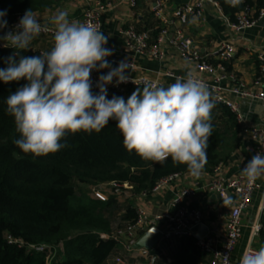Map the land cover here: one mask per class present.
Instances as JSON below:
<instances>
[{
    "label": "trees",
    "instance_id": "16d2710c",
    "mask_svg": "<svg viewBox=\"0 0 264 264\" xmlns=\"http://www.w3.org/2000/svg\"><path fill=\"white\" fill-rule=\"evenodd\" d=\"M215 1L231 21L235 20L238 6ZM61 2L0 0V10L7 9L8 22V27L0 29V37L27 9L43 12ZM243 4L256 16L264 0H244ZM148 29L154 42L159 30ZM13 52L0 45V68L7 66L6 58ZM41 52L30 46L20 55ZM24 83L23 78L0 82V264H103L120 243L116 232L126 230L136 219L134 199L150 193L164 177L190 173L187 165L173 163L170 157L160 164L143 159L127 149L121 131L111 120L98 133H66L61 142L66 141L67 146L55 153H24L14 143L19 133L5 104L7 95ZM137 88L129 86L123 93L111 91L107 98L117 95L127 99ZM215 104L203 170L206 174L227 161L242 142L234 112L224 104ZM107 183L120 184L124 189L117 194L111 192L104 200L89 196L94 187ZM126 190L129 196L122 198ZM31 246L48 247L53 256L48 257L47 249L39 252ZM152 251L158 254V248ZM166 258L173 264H209L211 253L201 250L194 238L188 237L180 239L168 257L158 255L157 259L163 262ZM160 261L157 264H162Z\"/></svg>",
    "mask_w": 264,
    "mask_h": 264
},
{
    "label": "clouds",
    "instance_id": "9594fccd",
    "mask_svg": "<svg viewBox=\"0 0 264 264\" xmlns=\"http://www.w3.org/2000/svg\"><path fill=\"white\" fill-rule=\"evenodd\" d=\"M225 2L236 7L244 0ZM6 15L7 9L0 10V29L8 27ZM50 23L55 25L53 46L39 55H20L48 30L30 8L15 31L0 37L7 38L5 46L14 50L6 58L7 66L0 68V82L26 81L5 98L6 112L19 133L15 145L26 154L55 153L67 146L61 142L66 133H98L111 120L128 150L159 164L170 157L173 163L186 164L193 177H200L216 106L208 84L189 73L167 87L149 85L137 88L127 99L117 95L109 99L108 85L130 80L129 62L123 59L113 67L106 59L114 54L105 46L109 37L96 26L70 20L67 10L58 11ZM100 69L108 71L99 76V91L94 93L90 77ZM241 172L252 187L264 177V154L257 152ZM239 264H264V247L243 254Z\"/></svg>",
    "mask_w": 264,
    "mask_h": 264
},
{
    "label": "built area",
    "instance_id": "2783aa9c",
    "mask_svg": "<svg viewBox=\"0 0 264 264\" xmlns=\"http://www.w3.org/2000/svg\"><path fill=\"white\" fill-rule=\"evenodd\" d=\"M83 1L84 7L80 22L96 26L102 30V15L107 10L109 2L107 0ZM167 2L168 0H155L153 3V13L160 21L159 31L154 42H151V30L149 29L138 30L132 25L122 29L121 33L127 50L135 55H146L151 58L162 59L164 55L163 46L165 44L172 46L177 56L193 67L194 73L191 74L208 84L214 101L228 106L231 111L234 112L240 126V135H244L256 144L254 155H256L257 152L264 154V51L256 54L257 70L252 80L251 87L247 88L241 82H237L235 83L236 85L229 89L230 93L237 98H252L259 102L261 114L260 123L257 125H247L239 111L238 104L226 97L227 88L224 85L227 79L236 81L234 75L229 73L226 68V63L231 62L236 56V47L230 42L220 43L217 49L212 53L217 61L214 64L207 59L206 55L200 53L198 48L194 45L193 40L185 34L183 29L188 15L194 14L200 16L206 2H211L221 9L220 5L215 0H194L192 5L182 6L167 13L165 12ZM131 3L134 4V0H131ZM242 6L243 8L238 10L235 20L233 21L224 14L229 27L236 32L251 28L259 21H264V6L259 9L256 16H253L252 8L244 6V4H242ZM22 16L23 14L17 16L15 22L8 29V32L16 30L15 25L18 24ZM41 23L48 29L41 34L54 36L55 28L43 21H41ZM5 43H7V38H5V41L3 40L0 45L5 47ZM128 62L129 67H132L133 63L130 61ZM164 74L173 76V74L168 72ZM162 75V73H157L155 75L143 74L135 77L129 76L130 80L128 82L116 85L114 81L113 84L107 86V91L123 93L129 86L143 89L149 85H161L160 77ZM90 78L93 82V92H98L99 89L96 87V84L98 82L99 72L93 70ZM223 165V163H219L215 166L212 173L208 174V180H206L202 186L205 191L214 193L223 203H225L226 200L231 201V203L228 204L229 213L226 219L225 233L219 248L215 247L213 236L207 234L205 237L198 239L193 235L191 231L192 228L198 224H204V219L200 210H189L184 204V200L187 197L193 196L195 193L193 188L184 187L181 188L172 199L171 210L149 216L143 208L136 207V219L134 223L127 227L126 230H118L116 232V238L123 237L126 251L132 254L134 250H137L139 256L148 259L150 264H153L158 258V254L152 250L157 248L159 250L164 244L172 240L192 237L201 250L211 253L210 264H239L240 260L235 262L233 254L242 234V212L249 207L256 183L252 187H249L247 178L242 172L226 177L222 174ZM181 176V173H174L164 177L154 185L150 193H142L140 196L145 197L159 192ZM109 184L114 187V189H112L114 193L124 189L120 184ZM98 196L102 195L98 194ZM153 227L157 228L162 235L157 246L151 249H138L135 247L137 239ZM261 228V223L256 222L252 227V235L257 236ZM31 248L39 252L47 249L49 252L48 257L53 256V251L51 252L48 247L31 246L30 249ZM258 249L259 247L254 244H248L243 254L251 253Z\"/></svg>",
    "mask_w": 264,
    "mask_h": 264
},
{
    "label": "crops",
    "instance_id": "0c3cea01",
    "mask_svg": "<svg viewBox=\"0 0 264 264\" xmlns=\"http://www.w3.org/2000/svg\"><path fill=\"white\" fill-rule=\"evenodd\" d=\"M109 6L102 15V33L109 37L106 47L113 48L114 54L107 57L112 66L117 62L126 59L133 63L129 67V76L135 77L143 74L155 75L162 73L160 82L162 86L167 87L174 83L177 77H185L189 73H194L193 67L181 60L172 46L165 44L163 46L164 55L162 59L151 58L146 55H135L128 51L122 36V29L129 25L138 30L146 28L159 30L160 21L153 13V3L155 0H107ZM194 0H168L165 12L169 13L182 6L192 5ZM84 7L83 0H62V2L43 12H36L40 21L50 23V18L58 11H69V19L81 23V16ZM184 32L189 36L200 53L206 55L207 59L216 63L212 53L222 42L232 43L237 50L235 58L228 64L227 71L232 73L236 81L227 79L224 82L226 86V97L238 104L239 111L245 124L257 125L260 123V104L252 98H237L230 93L229 89L235 83L241 82L245 87H251L252 80L256 74L257 62L256 54L264 51V21L257 22L251 28L236 32L232 30L227 22L222 9L211 2H206L200 16L189 14L185 24ZM54 36L40 35L30 44L32 49L48 51L54 43ZM108 69H100L99 76L106 74ZM171 73L173 76L165 75ZM242 142L234 151L231 157L223 162L222 174L226 177L233 176L241 172V169L251 160L254 155L256 144L244 135H241ZM209 175L202 173L200 177H193L190 173L182 174L181 177L174 180L167 187L142 197L134 199L135 207L143 208L149 216L160 214L166 210H171V202L175 194L184 187L193 188L195 193L184 200V204L189 210H200L203 214L204 224L208 227V234L213 236L215 247H220L225 233L226 219L229 213V206L223 203L211 192L202 188L208 180ZM256 222L262 225L257 236L252 235V227ZM179 240L167 242L158 250V255L163 252L174 250ZM254 244L261 248L264 247V177L256 181L255 189L252 192L249 207L242 212V234L235 247L233 259L239 261L246 246ZM117 249V250H116ZM115 251L103 264H150L148 259L135 254L127 253L131 258L119 256L121 247H116ZM138 257V258H137ZM160 259H156L153 264H157ZM162 264H173L170 258L160 261ZM200 264V263H197ZM210 264V261H209Z\"/></svg>",
    "mask_w": 264,
    "mask_h": 264
},
{
    "label": "water",
    "instance_id": "95a60500",
    "mask_svg": "<svg viewBox=\"0 0 264 264\" xmlns=\"http://www.w3.org/2000/svg\"><path fill=\"white\" fill-rule=\"evenodd\" d=\"M238 7L240 10L243 8L242 4L239 5ZM191 231L196 238L201 239L208 234V227L205 224H198L194 226ZM161 237L162 235L160 231L157 228L153 227L137 239V242L135 243V247H137L138 249L154 248L161 240Z\"/></svg>",
    "mask_w": 264,
    "mask_h": 264
},
{
    "label": "rangeland",
    "instance_id": "374dc122",
    "mask_svg": "<svg viewBox=\"0 0 264 264\" xmlns=\"http://www.w3.org/2000/svg\"><path fill=\"white\" fill-rule=\"evenodd\" d=\"M103 186V187H102ZM112 189H114V187H112L109 183H107V184H104V185H99V186H96V187H94L92 190H91V192L89 193V196L90 197H96V198H99V199H106L107 198V196L112 192ZM120 191H118V192H115L116 194L117 193H119ZM98 194H101L102 196H98ZM129 196V191H127L126 190V192H125V194H124V196L122 197V198H127V197ZM102 197V198H101ZM137 207V206H136ZM120 236H122V235H120ZM118 240H120V243H118L116 246H118V247H121L122 249L120 250V254L121 255H119L120 257L121 256H124L125 258H131V257H129L128 256V252L126 251V246H125V241L123 240V237L122 238H118ZM136 252H138L137 250L135 251H133V254H135ZM170 251H167V249H166V251H165V253L163 252V254L162 255H164V256H166V257H168V253H169ZM138 254V253H137ZM139 255V254H138ZM138 258V257H137Z\"/></svg>",
    "mask_w": 264,
    "mask_h": 264
}]
</instances>
